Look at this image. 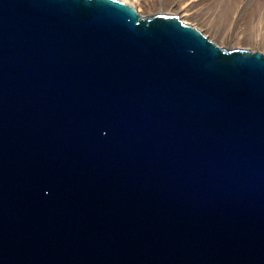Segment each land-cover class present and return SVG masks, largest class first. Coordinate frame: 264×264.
I'll return each instance as SVG.
<instances>
[{
    "label": "water",
    "instance_id": "1",
    "mask_svg": "<svg viewBox=\"0 0 264 264\" xmlns=\"http://www.w3.org/2000/svg\"><path fill=\"white\" fill-rule=\"evenodd\" d=\"M0 264H264V54L0 0Z\"/></svg>",
    "mask_w": 264,
    "mask_h": 264
},
{
    "label": "rangeland",
    "instance_id": "2",
    "mask_svg": "<svg viewBox=\"0 0 264 264\" xmlns=\"http://www.w3.org/2000/svg\"><path fill=\"white\" fill-rule=\"evenodd\" d=\"M128 1L132 3L135 2V0ZM149 1H154L152 6L144 8V6L137 5V12L140 15L150 16L160 12L174 13L173 11H169L174 10L178 13L177 15L183 22L195 26L211 41L227 49L235 47L227 44V41L224 40V38H232L236 33L237 36L243 38H245L246 35V40H255L258 38L256 40H260L259 42L264 43V0H202L198 5L196 4V6H194L193 10L195 11V19L184 18L182 15L183 13L179 11L178 8H174L176 3L180 2V0ZM192 2L197 1L185 0L180 6L191 5ZM202 3L203 5L200 6ZM205 25H207V27ZM236 48H245L252 51L258 50L247 43L239 45ZM259 51L264 54V49H259Z\"/></svg>",
    "mask_w": 264,
    "mask_h": 264
},
{
    "label": "bare ground",
    "instance_id": "3",
    "mask_svg": "<svg viewBox=\"0 0 264 264\" xmlns=\"http://www.w3.org/2000/svg\"><path fill=\"white\" fill-rule=\"evenodd\" d=\"M123 2H125V3H127L128 5H130V6H132V7H134L136 10H138V8H137V5L139 6V5H141V6H144V8L145 7H149V6H152V4H153V2L152 1H149V0H135V2L134 3H132V2H130V1H128V0H122ZM160 1V0H159ZM183 0H180V2H177L176 3V5L174 6V8L175 9H179V11H181L182 13V15L184 16V18H187V19H195V11L193 10L194 9V6H196V4L198 5V3H200L202 0H196L197 2H192V4L190 5H183V6H180V4L181 3H183L182 2ZM205 1V0H204ZM174 3V2H173ZM205 3V2H204ZM157 4H158V2H157ZM186 4V3H185ZM206 4H207V2H206ZM170 5H173V4H170ZM203 5V3L202 4H200V6H202ZM170 7V6H169ZM140 8V7H139ZM151 8V7H150ZM149 8V9H150ZM171 9V8H170ZM169 11H173L175 14H178V13H176V11H174V10H169ZM180 14V15H181ZM199 20V19H198ZM197 24V23H196ZM204 24V23H203ZM208 25V24H207ZM207 25H205L206 27H207ZM209 26V25H208ZM209 28V27H208ZM241 31V30H240ZM242 32V31H241ZM244 34V33H243ZM245 38H246V35H245ZM245 38H243V37H241V36H237V33L235 34V36H233L232 38L230 37V38H224V40H226L227 41V44H229L230 46H232V47H237V46H239V45H244V44H250V45H252L254 48H257L258 50L259 49H264V43L263 42H259L258 40H256V39H258V38H256L255 40H246Z\"/></svg>",
    "mask_w": 264,
    "mask_h": 264
}]
</instances>
